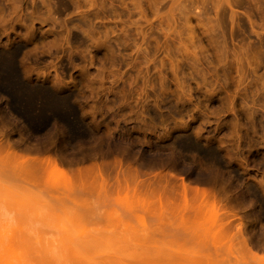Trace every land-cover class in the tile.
<instances>
[{
  "label": "rangeland",
  "instance_id": "374dc122",
  "mask_svg": "<svg viewBox=\"0 0 264 264\" xmlns=\"http://www.w3.org/2000/svg\"><path fill=\"white\" fill-rule=\"evenodd\" d=\"M0 146L2 258L264 264V0H0Z\"/></svg>",
  "mask_w": 264,
  "mask_h": 264
},
{
  "label": "bare ground",
  "instance_id": "6f19581e",
  "mask_svg": "<svg viewBox=\"0 0 264 264\" xmlns=\"http://www.w3.org/2000/svg\"><path fill=\"white\" fill-rule=\"evenodd\" d=\"M1 147V146H0ZM11 153V152H10ZM52 166L57 167V165L54 162L48 161ZM62 173L66 176L67 173L65 171H62ZM192 194H197V195H201L202 198L206 199L208 198L209 194L208 192L203 189V188H193L191 189ZM183 192L185 197L188 199L189 196V188L187 184H183ZM160 201H164L165 198L159 197ZM212 210L213 212L216 214V216H218L220 219H222V232L224 233H230L232 230L229 229V227L231 226V221H230V215L223 210L222 208H220L219 204L217 203L216 200L213 199L212 201ZM241 232V231H240ZM243 247L247 250V251H252V248L250 247V245L248 244V241L246 239L243 240ZM8 249V257L7 258H2L0 256V264H27L26 260H21V256L19 253V248L17 245H8L7 246ZM209 264H223V263H219L216 261L210 262Z\"/></svg>",
  "mask_w": 264,
  "mask_h": 264
}]
</instances>
